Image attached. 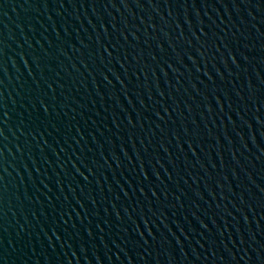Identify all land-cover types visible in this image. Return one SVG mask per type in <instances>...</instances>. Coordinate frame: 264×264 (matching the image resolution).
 <instances>
[{"label": "water", "instance_id": "1", "mask_svg": "<svg viewBox=\"0 0 264 264\" xmlns=\"http://www.w3.org/2000/svg\"><path fill=\"white\" fill-rule=\"evenodd\" d=\"M0 264H264V0H0Z\"/></svg>", "mask_w": 264, "mask_h": 264}]
</instances>
